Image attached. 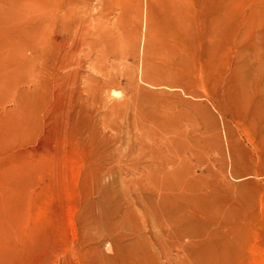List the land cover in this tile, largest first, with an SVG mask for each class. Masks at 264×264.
I'll use <instances>...</instances> for the list:
<instances>
[{
    "label": "rangeland",
    "instance_id": "rangeland-1",
    "mask_svg": "<svg viewBox=\"0 0 264 264\" xmlns=\"http://www.w3.org/2000/svg\"><path fill=\"white\" fill-rule=\"evenodd\" d=\"M17 31L0 264H264V0H18ZM141 111L189 132L185 200L159 204L166 135ZM91 129L130 174H74Z\"/></svg>",
    "mask_w": 264,
    "mask_h": 264
},
{
    "label": "bare ground",
    "instance_id": "bare-ground-1",
    "mask_svg": "<svg viewBox=\"0 0 264 264\" xmlns=\"http://www.w3.org/2000/svg\"><path fill=\"white\" fill-rule=\"evenodd\" d=\"M17 10L18 0H0V86L3 88V91L13 86L17 73V62L21 53V48L17 41ZM29 49L34 56L32 52L34 50L31 48ZM37 51L39 50L37 49ZM62 52V49L59 51L55 47H51L52 55H59ZM113 92L115 95L119 96L118 91ZM154 116L155 115L152 114L147 115L143 111L137 112L133 114L132 123L135 127H143L146 125L159 127L160 136L164 137L166 135V142L159 145V167L151 172L154 174L155 171V174L159 175V204L161 197L168 193L174 194L185 200L189 193H194L195 189L192 183V178H194L195 173L186 161L183 151L188 139L190 140L189 132L181 126L180 123H166L160 117L156 118ZM74 121L79 125L78 118H75ZM70 125L76 127L75 131L78 136L81 134V131H83L82 128L87 127L83 119L81 130L73 123H70ZM164 144L166 146H163ZM80 150L82 149L76 148V153L74 152V155L68 159L69 162L76 164L74 170L76 176L83 174H130L132 172L131 169L123 167L103 168L105 164H110L112 161L116 163L121 160L119 159V155L113 154L108 144L96 138L94 129H91L90 145L87 153L88 159L91 161L94 159V165L97 166L94 170H91L92 168L82 170L81 167L84 157L80 154ZM182 181L185 183L183 184ZM221 189L222 187L213 188L212 193H225ZM160 214L161 209L159 208V220Z\"/></svg>",
    "mask_w": 264,
    "mask_h": 264
}]
</instances>
